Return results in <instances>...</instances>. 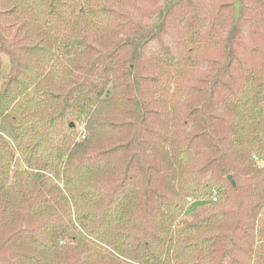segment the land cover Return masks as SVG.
<instances>
[{
    "label": "trees",
    "instance_id": "1",
    "mask_svg": "<svg viewBox=\"0 0 264 264\" xmlns=\"http://www.w3.org/2000/svg\"><path fill=\"white\" fill-rule=\"evenodd\" d=\"M4 57L0 264H264V0H0Z\"/></svg>",
    "mask_w": 264,
    "mask_h": 264
},
{
    "label": "rangeland",
    "instance_id": "2",
    "mask_svg": "<svg viewBox=\"0 0 264 264\" xmlns=\"http://www.w3.org/2000/svg\"><path fill=\"white\" fill-rule=\"evenodd\" d=\"M6 64H7V59L4 57L3 58V63H2V67L0 68V84L2 82V76L4 74V72L6 71ZM76 131H77V136L81 139H83V135H85V126L84 124H78L76 123ZM0 134H3L5 138H7L8 140L11 139V132L9 130L8 127V121L4 118H0ZM254 159H256V157H253ZM16 164L18 166H20V162L18 160V158H16ZM258 163H260V165L262 166L263 164L261 163L260 160H258ZM197 205V203H190V205L188 206L184 216L189 217V212L191 211V209Z\"/></svg>",
    "mask_w": 264,
    "mask_h": 264
},
{
    "label": "water",
    "instance_id": "3",
    "mask_svg": "<svg viewBox=\"0 0 264 264\" xmlns=\"http://www.w3.org/2000/svg\"><path fill=\"white\" fill-rule=\"evenodd\" d=\"M229 179L231 180V177L229 176Z\"/></svg>",
    "mask_w": 264,
    "mask_h": 264
},
{
    "label": "built area",
    "instance_id": "4",
    "mask_svg": "<svg viewBox=\"0 0 264 264\" xmlns=\"http://www.w3.org/2000/svg\"><path fill=\"white\" fill-rule=\"evenodd\" d=\"M253 157H255V156H253Z\"/></svg>",
    "mask_w": 264,
    "mask_h": 264
}]
</instances>
